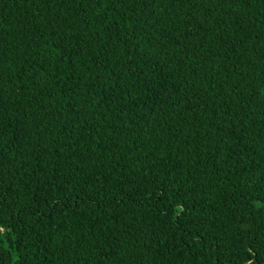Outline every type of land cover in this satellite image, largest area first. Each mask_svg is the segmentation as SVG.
I'll return each mask as SVG.
<instances>
[{
  "label": "trees",
  "instance_id": "16d2710c",
  "mask_svg": "<svg viewBox=\"0 0 264 264\" xmlns=\"http://www.w3.org/2000/svg\"><path fill=\"white\" fill-rule=\"evenodd\" d=\"M0 237L3 264H264V0H0Z\"/></svg>",
  "mask_w": 264,
  "mask_h": 264
},
{
  "label": "snow or ice",
  "instance_id": "6c2138e0",
  "mask_svg": "<svg viewBox=\"0 0 264 264\" xmlns=\"http://www.w3.org/2000/svg\"><path fill=\"white\" fill-rule=\"evenodd\" d=\"M0 243H2L5 247H7V245L10 243L8 240H6L5 238H3V237H0ZM250 251H252L251 249H250ZM0 264H3V261L2 260H0Z\"/></svg>",
  "mask_w": 264,
  "mask_h": 264
}]
</instances>
